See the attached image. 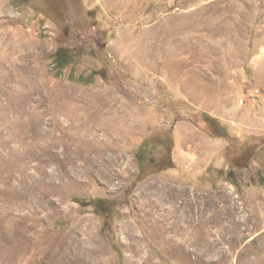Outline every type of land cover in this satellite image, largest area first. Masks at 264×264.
<instances>
[{
	"label": "rangeland",
	"instance_id": "obj_1",
	"mask_svg": "<svg viewBox=\"0 0 264 264\" xmlns=\"http://www.w3.org/2000/svg\"><path fill=\"white\" fill-rule=\"evenodd\" d=\"M263 176L264 0H0V264H264Z\"/></svg>",
	"mask_w": 264,
	"mask_h": 264
},
{
	"label": "trees",
	"instance_id": "obj_2",
	"mask_svg": "<svg viewBox=\"0 0 264 264\" xmlns=\"http://www.w3.org/2000/svg\"><path fill=\"white\" fill-rule=\"evenodd\" d=\"M73 61L74 54L71 53L68 48L59 47L52 54L53 68L56 70L57 75H61L66 69V67H68V65L71 64ZM104 73V70H93L89 75H79L77 78L73 74H70V78L81 81L83 83H91L94 80L95 76L98 74L102 77H105L106 74ZM207 117L210 118V116ZM261 183L264 184V176L261 178ZM109 203L110 202L108 200L101 197L94 198L90 201V205H92L96 211L104 209L109 205Z\"/></svg>",
	"mask_w": 264,
	"mask_h": 264
}]
</instances>
